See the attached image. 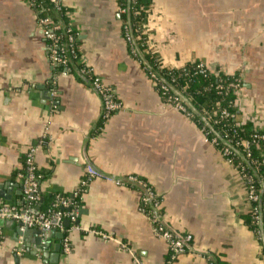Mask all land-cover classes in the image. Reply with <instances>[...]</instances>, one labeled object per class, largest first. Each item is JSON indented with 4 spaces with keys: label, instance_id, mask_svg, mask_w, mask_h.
<instances>
[{
    "label": "crops",
    "instance_id": "0c3cea01",
    "mask_svg": "<svg viewBox=\"0 0 264 264\" xmlns=\"http://www.w3.org/2000/svg\"><path fill=\"white\" fill-rule=\"evenodd\" d=\"M61 5L74 49L121 109L104 118L82 77L51 65L24 0H0V205L24 207L17 174L31 148L40 200L28 212H43L55 196L78 195L74 224L54 223L45 235L0 224V264H264L260 239L241 219L250 211L242 175L159 99L128 54L115 0ZM145 29L165 67L201 63L211 73L239 76L235 119L264 130V0H154ZM87 167L102 178L82 187ZM129 177L160 199L167 230L190 237L185 253L166 261L167 242L139 211L144 189Z\"/></svg>",
    "mask_w": 264,
    "mask_h": 264
},
{
    "label": "built area",
    "instance_id": "2783aa9c",
    "mask_svg": "<svg viewBox=\"0 0 264 264\" xmlns=\"http://www.w3.org/2000/svg\"><path fill=\"white\" fill-rule=\"evenodd\" d=\"M37 1L38 0H26L25 4L32 10L36 22L41 28V32L43 37L48 42L50 48V63L52 66L63 67L65 71H67V53L64 50V46L59 43L60 40V30L61 26L58 23H53L52 20L47 15H41L39 11H37ZM51 6L56 10L60 11L62 0H48ZM130 2H135L136 0H129ZM120 14L125 13L124 9H118ZM123 39L127 44H130V39L127 33V26H123ZM67 38L66 42L70 48V52L68 55L74 54V34L70 32L68 29L66 31ZM149 43V40H147ZM149 48V44H148ZM194 64V63H190ZM83 67L78 72V74L85 78L88 82H90L94 92L99 96L103 109H104V118L108 116L110 112L119 111L121 109V104L115 99L114 93L112 90L104 85L102 81L93 75V72L90 67H88L85 62L82 60ZM162 66H164L162 64ZM186 65H181L177 67H173L174 69L184 71ZM165 67V66H164ZM195 68L197 73L202 75L203 77L207 76V69L201 63H195ZM148 74V73H147ZM150 77L153 86L159 85L158 82L155 81L156 77L153 74H148ZM241 85L240 77L237 76L233 81L229 82L228 84H219L216 86L217 93L220 95L226 96L228 93L232 91H237ZM160 89L162 91H166V88L163 85H160ZM54 93L51 94L53 96ZM182 96L175 94L167 97L163 104L169 106L174 111L180 113L185 118L189 119L193 115L188 109L182 104ZM206 115H200L204 122L208 121H215V118L226 119L232 117V114L228 111L227 108H221L219 104L215 106V109L212 110L211 113ZM203 137L206 138L208 135L207 132H203L200 130ZM257 133L252 137V143H262L264 144V130H255ZM207 139V138H206ZM208 140V139H207ZM221 140L224 143H227L229 146L231 142L227 137H222ZM213 146L216 145V139L208 140ZM241 146L243 147L246 157L242 156L245 160H247L249 156V143L248 142H241ZM231 147V146H230ZM223 151H219L221 156L225 159L228 165L232 166L233 168L237 169L240 174L242 175L245 184H246V191H247V202L250 204L252 202L258 201V195L256 194L253 188V181L252 178L242 174V169L238 167V165H234L230 158L232 155L231 148L227 147ZM35 154L36 150L34 148L29 149L23 161V166L21 171L17 174V178L20 181L21 187V195H22V202L24 203L23 208H16L13 206L8 205H0V220H8L13 221L17 224H20L22 227H27L28 229H36L40 232L41 236L47 234L53 227L54 223L60 224L62 220H68L70 223L74 224L77 213H78V206L76 205L75 200L77 199L78 195L76 193L70 197H62V196H55L53 203L43 212L38 214H31L28 210L35 205L40 200V192H39V180H40V171L35 163ZM102 178L96 171L92 168L87 167L85 170V176L81 181L80 185L86 186L92 179L94 178ZM104 180L119 185V182H116L108 177H104ZM128 182L136 183L140 185L144 189V195L141 200V205L139 211L147 221L150 223L152 231L156 238L163 239L167 242L168 249L171 253V258H175L177 255H181L186 252L185 244L190 241V237L187 236L184 239L177 238L174 236L170 231H168L164 225L162 224L161 217L158 215V210L160 208V199L154 194L153 190H151L145 182L141 179L136 177H129ZM254 215L255 221H259V214L256 209L252 210ZM21 227V229H22ZM74 227V226H72ZM254 235L261 239L262 235L264 236V231L260 230V227L253 231ZM106 238V237H104ZM1 240V237H0ZM63 252L67 253L69 251L67 239L63 240L62 244ZM22 251V249L20 250Z\"/></svg>",
    "mask_w": 264,
    "mask_h": 264
},
{
    "label": "trees",
    "instance_id": "16d2710c",
    "mask_svg": "<svg viewBox=\"0 0 264 264\" xmlns=\"http://www.w3.org/2000/svg\"><path fill=\"white\" fill-rule=\"evenodd\" d=\"M25 1L26 0H24V2ZM115 2L118 9L125 10V13L120 14L119 20L122 26H127V33L130 39V44L126 43L128 54L138 61L141 68L146 73L153 74L156 77L155 81L158 82L159 85L155 86L154 89L159 99L165 102L167 97L171 95L178 94L182 96V104L193 114L190 120L199 130L208 133L206 136L208 140L213 138L216 139V145H214L216 150L223 151L228 149L221 140L222 137H227L229 142H231L229 144L232 148V155H230L232 163L236 166L238 165L240 169L243 168V175L252 178L253 188L258 195V201L250 203V211L242 215L241 219L249 231L253 232L258 229L259 226H261V231H264V144L259 142L252 143V137L257 132L248 125H242L236 121L233 111V101L236 91H232L224 96L218 94L215 89L219 84H228L233 81L237 75L214 74L206 68L208 73L206 77H203L197 73L195 63L186 64L184 71L162 66L157 56L148 48V33L145 29L154 0H136L134 3L129 0H115ZM37 11H39L41 15H47L53 23H58L61 26L59 43L64 46L65 50L67 38L66 31L69 29L72 35L74 34L67 22L66 10L61 6L60 11H56L48 0H38ZM76 39L77 38H74V42ZM74 42L73 47L76 43ZM67 59L66 72L79 76L78 72L83 65L77 50L74 49V54L72 55L67 54ZM56 69L59 71L64 70L63 67H57ZM160 85H163L166 91H162ZM217 104H219L221 108H227L232 114V117L226 119L215 118L214 122L205 121L208 124L206 125L198 114L206 115L205 113H211ZM189 105L196 113L190 109ZM241 142L249 143L248 153L250 157L246 160L247 163L244 161L245 159L243 160L241 158V156L246 157ZM62 197L70 196L64 195ZM75 202L78 206L77 199ZM50 205L48 207H50ZM253 209H256L257 212L261 211V217L258 222L254 219L252 213ZM158 215L160 216L159 212ZM260 243L262 244V238L260 239ZM189 244L190 242L185 244L186 251L188 249L187 245ZM170 257L171 253L169 251L166 261H168Z\"/></svg>",
    "mask_w": 264,
    "mask_h": 264
},
{
    "label": "water",
    "instance_id": "95a60500",
    "mask_svg": "<svg viewBox=\"0 0 264 264\" xmlns=\"http://www.w3.org/2000/svg\"><path fill=\"white\" fill-rule=\"evenodd\" d=\"M82 79L84 80V82H86V84L88 85V86H90L91 88H92V86H91V84H90V82H88L85 78H83L82 77ZM183 99V98H182ZM189 107H190V109L194 112V113H196L195 112V110L194 109H192V107L189 105ZM198 116L200 117V119L202 120V121H204V119L198 114ZM205 124L206 125H208L206 122H205ZM224 143V142H223ZM227 147H229V148H231L227 143H224ZM232 149V148H231ZM241 158L244 160V158L241 156ZM245 162H246V160H244ZM247 163V162H246ZM254 174V173H253ZM254 176L256 177V175L254 174ZM258 214H259V218L261 217V211H258ZM4 223H15V222H13V221H8V220H0V224H4ZM17 224V223H16ZM18 226H19V228L21 229V225L20 224H17ZM260 227V230H261V226H259ZM22 229L25 231V233H27V232H29L31 229H28L27 227H22ZM262 247H263V251H264V238H263V235H262ZM60 251V246L59 245H57L56 246V248H55V252H59Z\"/></svg>",
    "mask_w": 264,
    "mask_h": 264
},
{
    "label": "rangeland",
    "instance_id": "374dc122",
    "mask_svg": "<svg viewBox=\"0 0 264 264\" xmlns=\"http://www.w3.org/2000/svg\"><path fill=\"white\" fill-rule=\"evenodd\" d=\"M148 35V34H147ZM123 37V36H122ZM149 40V39H148ZM160 209V208H159ZM158 212L160 213V210H158ZM169 231V230H168Z\"/></svg>",
    "mask_w": 264,
    "mask_h": 264
}]
</instances>
